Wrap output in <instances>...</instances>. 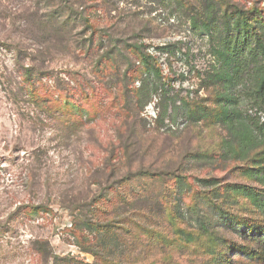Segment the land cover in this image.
Returning a JSON list of instances; mask_svg holds the SVG:
<instances>
[{"label":"rangeland","instance_id":"rangeland-1","mask_svg":"<svg viewBox=\"0 0 264 264\" xmlns=\"http://www.w3.org/2000/svg\"><path fill=\"white\" fill-rule=\"evenodd\" d=\"M71 2L74 12L89 8L98 31L72 25L63 43L56 37L42 48L22 14L45 0H0V264H153L158 249L142 240L158 231L169 240L158 246L171 249L159 264H264V213L232 192L264 187L243 174L246 162L219 158L222 89L210 81L221 65L217 47L237 33L236 10L248 14L252 45L264 43V0ZM131 45L152 55L161 74L145 71ZM107 52L121 72L106 79V92L95 67ZM31 64L50 74L36 83L55 99L65 82L77 86L66 70L87 81L91 104L70 102L82 124L29 99L20 74ZM134 68L142 74L132 83L126 71ZM236 90L242 114L264 122ZM114 95L129 116L103 108ZM118 196L119 215L106 217Z\"/></svg>","mask_w":264,"mask_h":264},{"label":"trees","instance_id":"trees-1","mask_svg":"<svg viewBox=\"0 0 264 264\" xmlns=\"http://www.w3.org/2000/svg\"><path fill=\"white\" fill-rule=\"evenodd\" d=\"M45 2V7L42 8V10L45 8L44 11H42L39 8V4H37L38 9H36L34 13H31L30 15L22 14L25 15L26 30L32 34L31 40L37 44V46L45 48V46L48 45V42H52L53 38H59L61 36L62 38L59 40L63 43L66 39V34H68L72 25L80 24L81 27H88L94 34L98 31L95 20L90 19L87 15L89 8H83L84 6L80 5L79 7L82 9L80 11L77 9L74 12V4L71 0H45ZM56 2L57 4H55ZM248 10L255 15H261L262 12L260 11L261 9L257 7L249 8ZM260 15L257 16L259 17ZM234 16L236 21L232 22V24L237 30V33L226 37L222 46L217 47L216 54L218 55L221 65L210 78V81L221 84L222 90L217 94L220 110L219 120L227 132V139L224 138L221 142L219 158L221 160L225 159L232 162H246L247 166L245 167L243 174L246 177L257 181L264 187V151L260 154L252 155L255 150L264 147V122L243 115L238 108L239 99L236 94V89L240 87L241 91H244L246 99H248L254 107L264 115V43L258 40L255 46L252 45L250 33L252 25L247 13L243 10H236ZM207 26L208 25H205L206 29ZM49 33L55 37L49 38ZM80 50H82V48H80ZM82 51L86 55L90 52L88 51V47H83ZM128 52L133 57L141 60L145 71L153 70L154 72L161 74L158 62L152 55L148 53L144 55L143 47L131 45L129 46ZM20 55L19 51L18 56ZM30 55L32 54L30 53L29 56ZM16 60L19 61L18 58ZM31 62H36V59H32ZM95 68L97 79L103 84L104 90L106 92L109 91L106 79L117 76L121 72L117 57L112 56L111 53L107 52L102 55V58H100V61ZM65 73L69 80L72 78L76 81L77 86L76 88H73L70 86L69 82H65L61 87L56 89L57 95H59L57 99H55L53 95H50V90L44 89L41 84L36 83L39 81V75L49 77V73H46L45 71L41 72L32 64L30 66L22 65L20 78L23 82L22 87L25 89L27 96H29L31 101L34 103H43L45 106L50 107V111L55 110L67 115V113L71 112L70 102L76 104L80 108L85 105H90L92 101L89 99V94L85 92L87 81H85V83L80 81L77 74L73 71L66 70ZM126 74L133 83L137 77L141 76L142 71L139 72L138 69L135 68L127 69ZM90 89L95 95L97 94V89L95 87ZM41 90L42 92H40ZM77 91H79L81 95H84L85 99L80 98L76 100ZM91 99L93 100L94 97ZM99 100L100 98L98 97V102L95 100L96 102H93L91 107L96 108L97 104L101 105ZM118 100H121L119 99V96L114 95L108 103L102 106L104 109L116 108L122 116H126V114L129 116L131 111L127 108L124 109L123 107L118 106ZM70 115L73 122L75 121L77 124H82V117L78 120L74 114L70 113ZM122 116L121 118H123ZM125 126L126 121L123 119L120 127L124 128ZM164 182L165 181H163V184ZM232 192L241 193L255 209L264 213V188L262 192H252L248 188L235 186ZM135 197L136 195L134 198ZM118 199H121L124 202V199L121 196L112 198L111 201H108L109 206L104 211L106 217L109 215H119L117 208ZM96 202L97 201H95V203ZM133 203H135V201ZM136 211L137 212L134 214H141L139 213L141 210ZM125 212H127V210H125ZM99 220L100 219H98V221ZM122 220H125V222L128 220L130 222L129 217ZM155 230V232H157V229ZM128 231L130 230L127 229V232ZM146 240L150 242L149 249H158L157 251L159 255L157 254V260H155L154 263L159 264L167 261V258L170 256V252L168 251H171V249L168 248V245L163 249L158 246L169 242L167 236L158 231L157 233L145 237L142 242L146 244ZM142 256V253L136 255L135 261ZM104 262L108 261L104 260Z\"/></svg>","mask_w":264,"mask_h":264}]
</instances>
